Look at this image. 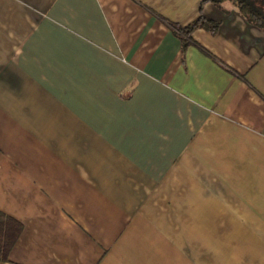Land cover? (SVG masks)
I'll return each mask as SVG.
<instances>
[{"label": "crops", "instance_id": "crops-1", "mask_svg": "<svg viewBox=\"0 0 264 264\" xmlns=\"http://www.w3.org/2000/svg\"><path fill=\"white\" fill-rule=\"evenodd\" d=\"M216 33L171 25L199 12ZM0 264H264V31L209 0H0Z\"/></svg>", "mask_w": 264, "mask_h": 264}, {"label": "trees", "instance_id": "trees-1", "mask_svg": "<svg viewBox=\"0 0 264 264\" xmlns=\"http://www.w3.org/2000/svg\"><path fill=\"white\" fill-rule=\"evenodd\" d=\"M216 7L222 9L225 3H230L238 13L249 23L264 31V0H209ZM173 31L181 39L185 49L192 43L191 33L197 28H203L214 34L218 29V23L206 18L199 12L198 17L184 27L171 25ZM21 232V224L0 211V261L8 259L10 250Z\"/></svg>", "mask_w": 264, "mask_h": 264}]
</instances>
